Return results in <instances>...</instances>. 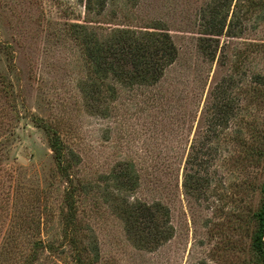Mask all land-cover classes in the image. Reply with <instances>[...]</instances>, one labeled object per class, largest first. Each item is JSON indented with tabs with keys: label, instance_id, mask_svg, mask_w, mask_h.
<instances>
[{
	"label": "rangeland",
	"instance_id": "obj_1",
	"mask_svg": "<svg viewBox=\"0 0 264 264\" xmlns=\"http://www.w3.org/2000/svg\"><path fill=\"white\" fill-rule=\"evenodd\" d=\"M260 2L232 0L233 36L223 34L210 58L198 36L212 0H110L99 12L85 0H0V264H75L62 240L68 179L43 124L63 144V168L78 188V237L87 246L95 238V264H250L248 215L264 178V165L245 156L249 145H264ZM155 20L175 60L155 84L117 86L102 102L105 117L89 112L81 90L89 68L73 24L101 37ZM220 100L232 113L212 124ZM196 158L198 197L183 185ZM122 162L135 184L118 191L109 174ZM122 197L167 206L172 238L154 250L135 247L110 207Z\"/></svg>",
	"mask_w": 264,
	"mask_h": 264
},
{
	"label": "trees",
	"instance_id": "obj_2",
	"mask_svg": "<svg viewBox=\"0 0 264 264\" xmlns=\"http://www.w3.org/2000/svg\"><path fill=\"white\" fill-rule=\"evenodd\" d=\"M108 1L110 0H85V8L91 11L96 7L99 12ZM137 1L139 0H135L136 3ZM231 2L232 0H212V3L203 10L198 47L210 58L215 55L218 39L223 34L233 36V23L231 21L227 23ZM260 5L264 9V0L260 2ZM73 27L89 68L90 80L81 90L85 107L92 114L97 113L103 117L107 115L108 106L102 102L104 99L110 100V97H115L117 86L155 84L163 76L167 66L171 65L176 58V46L160 20L143 26H118L101 37L95 30L89 29L84 24H73ZM217 89H221L218 90L219 95L223 94L224 90L221 86ZM216 108L218 120L215 119L212 124L219 122L223 125L228 121L232 113L231 109L222 100ZM41 126L46 131L59 172L68 179V187L64 193L66 211L62 215V240L71 247L75 264H95L94 259L96 260L98 254L95 238H92L90 246H87L78 237L79 225L76 221L75 206V194L78 188L73 185L63 168V144L53 128L47 124ZM245 156L264 165V145L256 147L249 145ZM190 159L186 162L192 161ZM194 161L192 167L197 166L192 172H186L183 185L187 193L198 197L201 193L202 175L197 171L200 167L197 158ZM129 167L126 163H118L109 174L118 191L130 190L135 184V181H131L132 174ZM137 183L136 173V186ZM257 189L260 195L258 205L248 215L253 224L248 248L250 264H264V178ZM110 207L112 212L122 220L126 238L139 249L154 250L170 240L174 234L170 210L160 202L129 201L122 197L111 200ZM47 249L51 250V248ZM89 254L93 257H89ZM28 261L25 263L28 264Z\"/></svg>",
	"mask_w": 264,
	"mask_h": 264
}]
</instances>
